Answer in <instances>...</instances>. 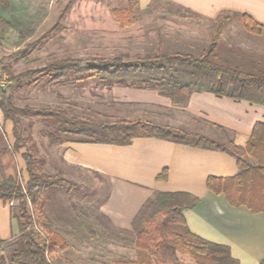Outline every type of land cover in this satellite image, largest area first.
Returning a JSON list of instances; mask_svg holds the SVG:
<instances>
[{"label": "trees", "instance_id": "16d2710c", "mask_svg": "<svg viewBox=\"0 0 264 264\" xmlns=\"http://www.w3.org/2000/svg\"><path fill=\"white\" fill-rule=\"evenodd\" d=\"M75 1L68 0L46 34L12 53L9 59L13 63L27 61L30 53L44 42L50 32L62 28V21ZM137 8L138 0H129L128 5L114 7L112 12L120 26L125 27L135 22ZM234 17L240 19L246 32L264 36V25L247 13L224 11L216 21L212 39L198 51L169 50L160 40L154 53L133 58L125 53L55 57L38 68H26L20 72L0 60V111L5 122L13 123V147L21 152L27 173L25 184H20L13 176L0 181V200L14 202L11 211L18 223L15 238L20 244L4 254L2 245L12 240H0V264H55L51 256L69 247L67 239L54 229L55 224L47 215L46 192L57 185L70 187L74 181L60 173H48L41 169L45 159L39 155V146L32 134L25 136L18 128L20 116H33L48 122L51 127L44 134L50 144L72 139L128 145L135 137L151 136L228 152L237 159L242 171L229 177L209 176L208 188L216 193H225L234 205L244 204L253 210L264 211L263 122L256 123L249 141L242 146L233 141L226 144L202 133L142 119L117 118L114 122L104 123L49 105L19 106L9 92V89L18 91L39 82L50 85L93 79L103 86L156 89L175 105L186 104L193 92L202 91L264 105V70L258 66L259 61H247V57L242 56H232L231 60L221 54L225 26ZM14 30L15 25L0 15V43L7 42L8 35ZM230 49L233 50V47ZM248 66H251L250 69ZM4 74H7V79H4ZM33 124L30 122L28 127L32 128ZM249 157H253L257 165H250ZM198 200L196 195L187 191H156L134 217L133 229L126 231L135 235L133 243L137 257L122 258L114 264H182L181 253L189 255L196 264H241L232 256L228 245L204 239L190 231L183 211L194 207Z\"/></svg>", "mask_w": 264, "mask_h": 264}, {"label": "rangeland", "instance_id": "374dc122", "mask_svg": "<svg viewBox=\"0 0 264 264\" xmlns=\"http://www.w3.org/2000/svg\"><path fill=\"white\" fill-rule=\"evenodd\" d=\"M67 2L3 0L0 15L9 17L7 19L15 25L16 30L8 35L7 42L0 43V60L20 72L26 68H38L55 57L115 56L125 53L133 58L154 53L160 40L169 50L198 51L208 44L214 33L210 23L192 18L189 13L166 3H154L144 10L137 8L135 22L121 27L112 9L128 5L129 0H76L62 21V28L50 32L44 42L30 53L27 61L13 63L8 56L46 34ZM224 35L221 48L224 57H247V61H259L258 66L264 70V37H255L246 32L240 21L230 24ZM232 47L233 50L230 49ZM248 67L250 69L251 66ZM4 79H7V74H4ZM9 92L19 106L49 105L104 123L114 122L122 115V94L93 79L50 85L39 82L18 91L9 89ZM20 119L18 128L25 136L32 134L39 146V155L45 159L41 169L48 173H60L74 181L70 187L57 185L46 192L47 215L54 222V229L69 243L66 250L51 256V260L55 264H114L122 258H136L135 235L115 228L100 212V205L108 196L110 185L88 171L79 170L72 177L66 175L64 168L58 167L55 171L54 167L59 166L56 153L59 145H51L44 134L51 125L33 116H20ZM30 122L34 123L32 128L28 127ZM3 123L0 111V132L4 131L0 136L3 135V142L6 141L5 136L9 143L14 142L13 123L9 121L5 127ZM17 180L25 184L27 177L21 176ZM17 239L3 247L4 254L20 246ZM180 256L184 264H195L189 255Z\"/></svg>", "mask_w": 264, "mask_h": 264}, {"label": "crops", "instance_id": "0c3cea01", "mask_svg": "<svg viewBox=\"0 0 264 264\" xmlns=\"http://www.w3.org/2000/svg\"><path fill=\"white\" fill-rule=\"evenodd\" d=\"M159 2L210 23L214 33L216 21L224 11L245 12L264 25V0H138V9ZM239 21L234 17L225 26L223 38L230 24ZM110 87L122 94L120 110L124 116L118 118L169 125L208 135L219 142L233 141L245 146L256 123H264V105L244 99L202 91L193 92L186 104L175 105L156 89ZM8 122L4 121L3 126ZM2 136L0 181L9 176L27 177L21 152L14 150L13 142L9 143L6 136L3 142ZM58 145L59 166L54 167L55 171L64 168L71 177L79 170L88 171L110 185L100 212L115 228L123 232L132 230L134 217L156 191H187L199 198L194 207L183 211L192 233L228 245L241 264H264V211L234 205L225 193H216L207 186L209 176L229 177L242 171L232 154L151 136L135 137L128 145L72 139ZM248 163L257 165L253 157L248 158ZM11 208V202L0 200V240L10 241L18 235V223Z\"/></svg>", "mask_w": 264, "mask_h": 264}, {"label": "built area", "instance_id": "2783aa9c", "mask_svg": "<svg viewBox=\"0 0 264 264\" xmlns=\"http://www.w3.org/2000/svg\"><path fill=\"white\" fill-rule=\"evenodd\" d=\"M1 84H2V85H4V84H5V82H4V81H2V82H1ZM11 204H14V202H11Z\"/></svg>", "mask_w": 264, "mask_h": 264}]
</instances>
